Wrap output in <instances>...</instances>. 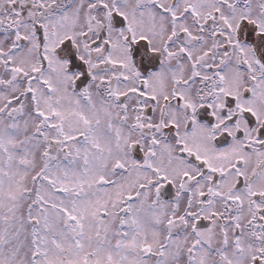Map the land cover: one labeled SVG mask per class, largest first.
<instances>
[{"label": "snow or ice", "instance_id": "1", "mask_svg": "<svg viewBox=\"0 0 264 264\" xmlns=\"http://www.w3.org/2000/svg\"><path fill=\"white\" fill-rule=\"evenodd\" d=\"M0 264H264V0H0Z\"/></svg>", "mask_w": 264, "mask_h": 264}]
</instances>
